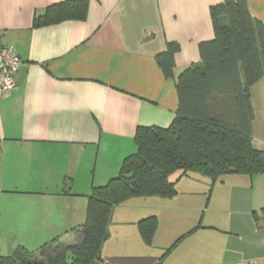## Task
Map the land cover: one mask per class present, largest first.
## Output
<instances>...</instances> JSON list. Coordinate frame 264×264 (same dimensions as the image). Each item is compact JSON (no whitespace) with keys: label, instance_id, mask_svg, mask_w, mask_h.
Wrapping results in <instances>:
<instances>
[{"label":"crops","instance_id":"crops-1","mask_svg":"<svg viewBox=\"0 0 264 264\" xmlns=\"http://www.w3.org/2000/svg\"><path fill=\"white\" fill-rule=\"evenodd\" d=\"M62 1L0 0V42L22 58L18 90L0 97V255L83 241L89 195L136 151L137 127L166 128L177 115L175 78L156 55L179 43L175 77L199 62L200 43L214 38L210 7L223 0H90L84 21L33 26ZM247 4L264 23V0ZM253 107V145L264 150V110ZM172 176L173 196L115 205L106 263L264 264V224L253 217L264 173ZM149 216L158 224L147 244L139 222Z\"/></svg>","mask_w":264,"mask_h":264},{"label":"trees","instance_id":"trees-1","mask_svg":"<svg viewBox=\"0 0 264 264\" xmlns=\"http://www.w3.org/2000/svg\"><path fill=\"white\" fill-rule=\"evenodd\" d=\"M90 0L51 4L33 19L34 27L67 20L84 21ZM214 38L199 45L201 60L174 75L177 42L156 55L167 78H175L179 109L166 128L139 126L136 151L125 157L117 176L94 186L88 198L81 243L62 247L46 243L37 250L17 248L0 255V264H91L102 258L113 209L135 196H173L171 176L196 171L216 181L227 174L264 173V150L253 145L255 112L252 86L264 77V23L255 18L247 0H223L210 7ZM264 224V207L254 211ZM157 217L139 222L147 244L152 243ZM57 248V249H55ZM55 251H57L55 253ZM71 252V254L69 253ZM161 261L157 264H164Z\"/></svg>","mask_w":264,"mask_h":264},{"label":"built area","instance_id":"built-area-1","mask_svg":"<svg viewBox=\"0 0 264 264\" xmlns=\"http://www.w3.org/2000/svg\"><path fill=\"white\" fill-rule=\"evenodd\" d=\"M21 63L16 48L0 42V97L18 90L16 76Z\"/></svg>","mask_w":264,"mask_h":264},{"label":"rangeland","instance_id":"rangeland-1","mask_svg":"<svg viewBox=\"0 0 264 264\" xmlns=\"http://www.w3.org/2000/svg\"><path fill=\"white\" fill-rule=\"evenodd\" d=\"M251 93H252V103L254 104L256 110H258V113L263 112V110H264V78H262L260 81H258L253 86ZM133 202L134 201H130V204H135V203H140L141 202L140 206L144 205V206L147 207V203H143V201H136L135 203H133ZM130 208H132V207H130ZM146 213H148V215H149V212H146ZM112 226L113 227L117 226V219H115V221L112 223ZM55 249H57V248H55ZM56 252L57 251H55V253ZM69 253L71 254V252H69ZM102 258H104L103 255H102ZM103 260H105V259H103ZM91 264H103V263H102L101 260H95Z\"/></svg>","mask_w":264,"mask_h":264},{"label":"water","instance_id":"water-1","mask_svg":"<svg viewBox=\"0 0 264 264\" xmlns=\"http://www.w3.org/2000/svg\"><path fill=\"white\" fill-rule=\"evenodd\" d=\"M106 237H107V235H106Z\"/></svg>","mask_w":264,"mask_h":264}]
</instances>
